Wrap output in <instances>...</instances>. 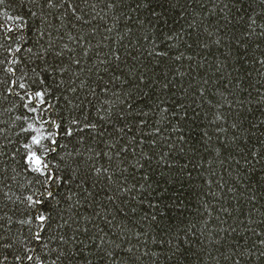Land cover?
I'll return each instance as SVG.
<instances>
[{
  "label": "snow or ice",
  "instance_id": "snow-or-ice-1",
  "mask_svg": "<svg viewBox=\"0 0 264 264\" xmlns=\"http://www.w3.org/2000/svg\"><path fill=\"white\" fill-rule=\"evenodd\" d=\"M125 2L109 0L105 7L116 9L118 4ZM160 2L132 0L128 7L136 14L143 29L141 43L129 39L123 49L119 48L132 35L129 28L104 56H100L99 45L95 46L94 52L89 39V36H95L94 31L88 35H73L68 31L69 28L76 29L75 22H79L81 28L93 23L88 18L89 9L93 16L104 19L107 14L99 15L103 9H96L95 0H20L24 12L16 15L0 12V114H9L10 129L15 137L9 136L5 142L3 138L8 130L4 127L5 121L0 119V264H77V261L93 264V259L96 264H143L145 257L150 255L149 242L153 245L158 243L157 238L145 232L142 225L160 224L164 213L159 204L179 206V200L175 204L165 202L170 201L171 193L177 192L181 181L176 180L171 187H167L172 182L156 179L153 166L160 169L161 176L166 175L165 168L181 175L191 168L187 161L179 164L178 160L185 152L191 154L190 159L193 158L197 150L195 131L186 133L183 125L187 121L195 126L202 107L186 100L189 90L182 83L178 86L183 94H177L175 85L189 76V72L181 71L186 62L195 72L191 67L193 63L204 67L207 61L204 53L212 46L224 48L226 43L217 25L216 30L211 32V36L215 37L211 45L199 43L198 51L188 55L186 50L193 48L189 39H199L196 25L189 21L183 31H165V24L172 23L174 17L155 6ZM212 2L215 7L209 10L210 15H223L225 27L233 25L237 18L245 19L247 9L244 0ZM260 2L264 4V0ZM165 3L175 8L181 0H163ZM5 4L6 0H0V8ZM183 6L186 10L192 7V3L183 0ZM145 14L149 19H143ZM175 15L184 19L179 12ZM128 20L132 21L133 17L128 16ZM145 23L147 28H143ZM201 27L208 31L203 22ZM114 28L115 24L108 26L107 30L112 33ZM116 30L119 31L118 28ZM261 39H264V23H258L256 17H249L240 44H235L234 35L228 37L227 55L232 56L234 47L236 61L243 68L246 52L241 50L240 45ZM173 49L176 51L173 52ZM89 59L91 65L86 68ZM145 59L150 63H143ZM222 63L216 65V72L226 70V66L221 67ZM257 63L261 66L258 69L260 75L264 76V59H258ZM177 64L180 67H176ZM168 65L172 66L171 69ZM233 72H240L235 64ZM93 73L95 83L90 82ZM232 79L233 73L229 72L224 83ZM197 83L207 86L209 81L205 78ZM213 83L220 86L218 81ZM235 89L240 93L239 100H236L235 108L231 103L227 106L239 117L245 111L243 102L246 97L239 77L235 81ZM157 95L163 98L154 101L155 109L159 116L166 117L164 124H171L170 135H161L165 129L159 117L149 127L148 117L152 112L141 108V104L149 107L147 99ZM196 95L203 98L205 90L197 89ZM259 95L264 98V93ZM99 97L103 99L99 100L97 107ZM257 103L264 106V99ZM252 111L249 107L248 112ZM213 123L221 125V132L227 133L231 129L234 150H242L241 143L247 145L246 140L241 141L244 128L239 119L223 127L227 121L218 111ZM253 126L264 133V119L248 127ZM157 137L165 147L154 154L152 149L157 147ZM89 138L97 143L103 142L107 147L99 152L88 148L89 157L84 158L87 168H84L76 161L82 153L79 150L69 151L68 142L75 139L83 145ZM202 138L209 139L208 134L203 133ZM149 140L150 145L147 143ZM221 144L226 146L227 138ZM173 152L175 156L169 161L168 157ZM129 156L133 159L129 160ZM248 156L250 159L244 167L251 164L254 168L253 161L259 164L264 160V150L249 151ZM101 157L117 162L118 171L113 170L111 164L96 163ZM69 158L76 164L71 167L72 175L67 170L70 165L65 164ZM8 163L18 164L26 174H32L40 187L31 194L16 195L12 183L3 175L8 172L5 167ZM235 163L239 166L240 160ZM12 172V179L15 180L16 169L13 168ZM32 183L29 181V185ZM69 185L71 189L62 192ZM97 197H100L99 201ZM153 198H159V202H154ZM73 200L75 203L71 204V210L79 215L78 209L86 202L92 209L91 218L83 216L81 220H76L75 216L69 219L63 214L66 203ZM250 203H255L254 197ZM18 205H23V216L16 212L14 206ZM141 209V226L133 235L125 224L118 221ZM223 211L231 216L227 209ZM236 223L242 227L238 229ZM169 236L159 247L167 245L169 255L166 259L169 264H183L181 257L192 250L189 245L191 232ZM225 242L228 247L218 249L224 255L223 264H264V212L260 213L258 222L253 215L228 224L220 239L211 241L213 246ZM92 251L94 257L88 255ZM151 251L156 252L157 249ZM157 264L161 262L157 260Z\"/></svg>",
  "mask_w": 264,
  "mask_h": 264
},
{
  "label": "trees",
  "instance_id": "trees-1",
  "mask_svg": "<svg viewBox=\"0 0 264 264\" xmlns=\"http://www.w3.org/2000/svg\"><path fill=\"white\" fill-rule=\"evenodd\" d=\"M95 2L96 9H103L99 15L107 14L104 15V19L101 20L98 16H93L92 10L89 9L88 18H90L93 23L81 28L80 23L75 22L76 29L69 28L68 31H71L73 35H88V33L94 31L95 36H89V39L94 47V52L96 51L95 46H100V56H104L106 52H110L113 43L118 42L119 36L126 33L129 28L131 29L132 35L127 37L124 42L119 45V48L123 49L124 45L128 44L129 39L135 43H141L143 29L141 28L139 20L136 19V14L132 13L128 7V5L132 3V0H126L125 3L118 4L116 9H108L105 7L109 0H95ZM190 2L192 3V7H188L186 10L183 6V0H181V4L175 8L170 4H163V0L155 5L161 10L166 11L168 16L174 17L172 23L165 24V31H183L187 27L189 21L196 25L195 31L198 32L199 39L197 40L196 37L189 39L188 42L193 43V48L186 50L188 55H192L198 51L197 44L199 43L207 42L211 45L212 39L215 38L211 36V32L216 30L217 25H219V29L222 30L220 34L225 37L226 43L224 48L212 46L204 53V55L207 56L204 67H198L193 63L191 67L195 69V72H192L186 62L185 66L181 68V71L189 72V76L182 81H178L177 85H175L177 94H183L178 86L182 83L184 87L189 90V96L186 97V100L194 101L202 105L195 126L189 124L187 121H185L183 125L186 129V133L191 134L195 131L196 140L194 142L197 144V150L194 157L191 159V154L187 152H185L183 157L178 158L179 164H183L187 161L192 165L191 168L185 170L182 175L165 168L164 172L166 175L161 176L160 169L153 166L155 169L153 175L156 179H165L172 182L168 184L167 187H171L176 180L181 181L177 192L171 193L170 201L165 202L168 204H175L176 201L179 200L180 203L179 206L174 207H165L164 203L159 204L160 209H163L164 213L160 224L150 226V224L145 223L142 225L143 230L155 236L158 241L156 245L151 244V242L147 245L150 255L145 257L143 264H157V260H159L161 264H169V261L166 259L169 255L167 245H164L163 248H160L159 245L162 244L164 240L170 238L169 234L174 237L178 232L181 234L191 232L189 245H191L192 250L186 251L184 256L181 257L183 264H223L224 255L222 251H218V249L228 247L227 242L223 245L213 246L211 241L213 239H220V234L223 233V230L228 224L244 220L246 217H253V215L258 222L260 213L264 212V160H261L259 164L253 161L252 164H255L254 168L251 164H249L247 168L244 167L250 159L248 156L249 151H256L257 149L264 150V133L257 127H248L249 125H256L261 119H264V106L257 103V101L264 99L259 95V93H264V76L260 75L258 69L261 66L257 63L258 59H264V52H262V49H264V39L259 41L250 40L247 44L240 45L241 50L246 52L245 57H243V68H241L240 64L236 61L234 47L231 57L227 55L226 51L230 43L228 37L234 35L235 44H240V39L242 38V34H244L245 25L249 17H256L258 23H264V4H262L260 0H244L247 9L245 19L239 20V18H237V20L233 21V25L225 27L223 15H219L218 13L216 15H210L209 10L215 7L212 0H190ZM217 2H219V0H217ZM228 2L229 0H224V3ZM236 7L238 10H242L239 6ZM24 10L20 0H6L5 6L0 8V12L6 14L12 13L13 15L24 12ZM177 12L184 16L183 20L180 19V16L175 15ZM233 15H235V13H233ZM128 16H132L133 20L129 21ZM117 17H119V19H117ZM143 19L147 20L149 18L145 14ZM177 20L180 21L179 24L176 23ZM209 21L211 22L209 23ZM201 22L207 27V32L201 27ZM65 23L67 24L68 21H65ZM113 24L116 25V28L113 29L112 33H109L107 30L108 26ZM147 27L148 24L145 23L143 28ZM117 28L119 31L116 30ZM105 36H107L108 39H104ZM156 38L159 40V36ZM129 47H131L130 44ZM172 51L175 52L176 50L173 49ZM221 61L223 62L221 67L226 66V70L223 72H216V65ZM143 63L147 64L150 63V61L145 59ZM233 64H235L237 68H240L239 74L233 72ZM90 65L91 59H89L85 67L89 68ZM171 67V65H168L169 69H171ZM176 67H180V65L177 64ZM229 72L233 73V79L225 84L224 81L227 79ZM237 77H239L241 87L244 88L246 93L243 102L245 111L239 117L235 111H229L227 106L231 103L233 104V108H235L236 100H239L240 93L235 89ZM205 78L209 81L207 86L202 83H197V81H201ZM213 81L220 82V86L218 87ZM90 82H96L94 73L91 76ZM197 89L205 90V96L203 98L196 95ZM156 91H158V89ZM233 97H235V99H233ZM162 98L163 97L158 95L152 96L146 101L149 107H145L144 104H141V108L145 111L152 112V115L148 117L150 121L149 127H151V122L159 117L165 129L164 132H161L163 136L171 134V124H164L166 117L159 116L158 110L155 109L154 101L158 102ZM102 99L103 97L98 98L96 102L97 107H99V100ZM169 99H171V97H169ZM249 107L253 109L252 112H248ZM218 111L223 114V118L227 121L226 124H223V127H228V125L236 122L237 119L242 122L241 127L244 128V132L241 136V141L246 140L248 142L246 146L241 143L242 150H234L235 146L231 145L230 128L227 133L221 132V125L219 123H213ZM72 114L73 113H69V115ZM0 119L5 121L4 127L8 130L3 138L5 142H7L9 136L15 138L13 130L10 129L11 120L9 114L6 112L0 114ZM147 130L148 129H145V131ZM203 133H207L209 139H203ZM226 138L228 144L222 146L221 142ZM156 139L157 147L152 149L154 154L159 153V151L165 147L164 144L160 143L159 137ZM68 143L69 151L75 152L79 150L82 153L81 157H76V161L83 165L84 168H87V162L84 158L89 157L88 148L91 147L94 152H99L101 149L107 147L103 142L97 143L92 138L86 140L83 145L79 144L75 139L70 140ZM147 143L150 145L151 141L149 140ZM73 145L75 147H73ZM185 147H187V145ZM217 152H219V155H217ZM174 156L175 152L168 157V160L172 161ZM131 159L133 158L129 156V160ZM5 160H7V157H5ZM236 160H240L239 166L236 165ZM95 162L104 163L105 166L111 164V168L118 171L117 162L115 161L109 162L104 157H101L100 161ZM65 164L70 165L67 170L69 175H72L71 167H75L76 164L72 162L71 158L65 161ZM5 167L8 168V172L3 175H6L8 177V182L12 183L16 195L23 196L31 194V191L40 187V185L35 182L33 175L30 173L26 174L18 164L8 163ZM13 168L16 169L15 180L12 179ZM0 178H2V176H0ZM115 179L116 177H114V180ZM129 179H131L130 175ZM29 181H33V183L29 185ZM221 185L223 187H221ZM71 187L72 186L69 185V188L62 189V192L69 191ZM229 189H231V191H229ZM253 197L255 198L254 204L250 203ZM99 200L100 197H97V201ZM153 201L158 203L159 198H153ZM72 203H75V200L66 203L63 213L67 215L69 219L71 216H75L76 220H81L83 216L91 218L92 209L86 202L78 209L79 215H77V211L71 210ZM94 203H96V201H94ZM117 203L119 204V201H117ZM145 205L147 206V202H145ZM14 207L18 215H24L23 205ZM121 207H125V205H121ZM224 209H227L228 212L231 213V216L224 212ZM237 209H239V211H237ZM142 211L143 209L135 214L130 213L127 219L120 220L118 223L125 224L128 230L134 235L141 226L140 215ZM149 211H151L150 208ZM225 221H227V223H224ZM236 226L238 229L242 227L239 223H236ZM157 229H159V231H157ZM257 230H259V228H257ZM251 239H255V237ZM197 241H203V243ZM153 248H156L157 251L152 252L151 250ZM231 250L232 249L229 248V252H231ZM259 250V247H257V251ZM197 252L200 253L199 256L196 255ZM88 255L94 257L95 253L92 251ZM81 260H85V258L81 257ZM77 264H80V261H77ZM93 264H96L95 259H93Z\"/></svg>",
  "mask_w": 264,
  "mask_h": 264
}]
</instances>
